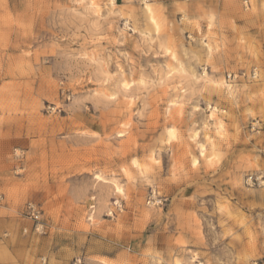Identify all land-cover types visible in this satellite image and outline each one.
Masks as SVG:
<instances>
[{"label":"rangeland","instance_id":"obj_1","mask_svg":"<svg viewBox=\"0 0 264 264\" xmlns=\"http://www.w3.org/2000/svg\"><path fill=\"white\" fill-rule=\"evenodd\" d=\"M250 174L264 0H0V264H264Z\"/></svg>","mask_w":264,"mask_h":264},{"label":"built area","instance_id":"obj_2","mask_svg":"<svg viewBox=\"0 0 264 264\" xmlns=\"http://www.w3.org/2000/svg\"><path fill=\"white\" fill-rule=\"evenodd\" d=\"M252 73V77H256L257 76V71L254 69L252 72H250V74ZM233 76L232 73L228 74V77L231 78ZM237 76L236 74H234V77ZM246 184H248L249 186H254L256 184L261 185L264 184V179L262 177H255L253 174H250L247 176V180H246ZM156 198L155 192L153 191V194L151 196V199L154 200ZM4 200V195L2 193H0V204L3 202ZM27 213L34 218L35 220H39L40 216H41V208L35 204L34 202H29L27 204Z\"/></svg>","mask_w":264,"mask_h":264},{"label":"bare ground","instance_id":"obj_3","mask_svg":"<svg viewBox=\"0 0 264 264\" xmlns=\"http://www.w3.org/2000/svg\"><path fill=\"white\" fill-rule=\"evenodd\" d=\"M119 189V188H118ZM121 189V188H120ZM119 192V191H118Z\"/></svg>","mask_w":264,"mask_h":264}]
</instances>
